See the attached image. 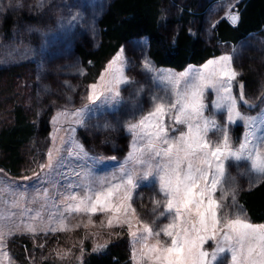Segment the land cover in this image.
Returning <instances> with one entry per match:
<instances>
[{"label":"snow or ice","instance_id":"snow-or-ice-1","mask_svg":"<svg viewBox=\"0 0 264 264\" xmlns=\"http://www.w3.org/2000/svg\"><path fill=\"white\" fill-rule=\"evenodd\" d=\"M225 19L235 25L239 15L229 9ZM232 60L225 55L209 60L200 69L189 67L172 73L157 70L145 59L142 70L160 87L151 93L147 113L141 111L139 118L133 114L125 123L131 142L124 161L110 175L100 177H93L90 170L70 169L67 177L75 176L79 182L69 180L64 185L66 191L59 193L62 199L54 201L55 210L48 212L46 223L43 212L27 207V203L43 199L41 207L46 206L49 199H54L47 188L37 190L27 201L24 192L0 185V202L20 209V222L14 228L6 229L3 221L16 213L0 212V264H14L6 251L7 241L13 236L71 231L81 227L80 223H68L74 214L87 217L84 227L95 226L92 217L98 213L105 217L100 222L103 228H127L132 264H264V224L250 222L240 210L236 177L230 172L233 166L243 168L240 175L248 176L251 186L264 182V114L251 116L241 111L242 106L251 108L252 103L244 94L243 84L239 95L233 94V82L239 73ZM126 67L121 50L99 82L89 86L87 104L73 112H58L53 123L64 118L87 127L96 109L120 104L125 85H134V95L140 96L144 86L126 74ZM209 91L215 94L211 107L206 103ZM240 123L245 131L237 145L231 128ZM71 139L68 156L89 159L83 146ZM53 140L47 164L40 165L42 172L64 166L62 159H57L62 149L55 146V137ZM141 188L152 192L148 197L151 206L144 205L150 220L134 206ZM5 193L13 197L12 201L4 200ZM162 219L168 222L159 224ZM36 222L43 227L38 228ZM109 243H94L92 251L102 252ZM209 243L210 249L205 247ZM84 254L81 246L77 258L80 264ZM69 255L70 250L63 255L57 253L61 259Z\"/></svg>","mask_w":264,"mask_h":264},{"label":"rangeland","instance_id":"rangeland-1","mask_svg":"<svg viewBox=\"0 0 264 264\" xmlns=\"http://www.w3.org/2000/svg\"><path fill=\"white\" fill-rule=\"evenodd\" d=\"M110 1L0 0V79L1 73L7 75L13 69L17 72V76L11 83L13 96L10 103L5 104V107L8 110L11 104H19L34 120L49 113L51 125L50 133L46 138L37 137L26 147V164L18 175H11L0 167V185H8L17 192H24L27 201H31L37 190L42 191L47 188L50 196L54 199H49L46 206L41 207L44 204L43 199L36 203H27V207L43 212L45 223L48 212L55 210L54 201L58 203L62 199L59 193L66 191L64 185L69 180L79 182L75 176L67 177L66 174L70 169L90 170L93 177H100L110 175L124 161L131 142L130 134L125 131V123L133 118V114L139 118L141 111L147 113L151 106L150 95L160 87L154 85L151 76L142 70L143 61L146 58L157 70L172 73L184 72L189 67L200 69L209 61L199 66L189 65L183 71L157 67L149 57L147 38L140 37L129 40L115 55L108 59L96 74L88 75L87 69L84 68L75 50L78 45L91 50L98 48L100 42L98 21L105 13ZM240 1L177 0L175 2L167 0L168 8L165 11V17L168 19L174 12L181 11L179 7L190 6L193 2H197L198 10L207 6L201 27L198 19H192L188 24V30L194 34H199L208 46L214 48L216 42L212 37L213 25L219 18L225 19L229 9L237 13L236 7ZM16 4L20 6L15 7ZM8 15L11 16L12 21L10 31L4 29V22ZM177 29V26L170 25L171 33ZM219 49L221 54L210 60L219 59L225 55L233 57V67L239 73L237 80L233 82V94L238 96L240 84H243L244 94L252 103L251 108L242 106L241 111L251 116L264 114V78L252 82L249 89L240 80L243 60L249 53L263 50L264 40L257 34L249 35L237 45L220 44ZM121 50H123L127 64L126 74L137 85H143L144 92L140 96H136L134 95V85L122 86L120 104L114 107L96 109L89 116L87 127H78L64 118H61L59 123L54 124L53 118L58 112L65 110L73 112L87 104L86 95L89 86L99 82L101 74L105 72L108 64ZM5 85L6 80H1L0 87ZM214 99L215 94L209 91L206 100L209 107H211ZM57 128L60 129L59 132L56 131ZM72 129L75 131L72 132ZM244 131L242 123L232 126V139L237 145L243 138ZM177 134L171 133V135ZM53 137H55V146L62 149L57 159H62L64 166L51 172H48L47 169L42 172L40 165L47 164L48 151L54 146ZM73 137L76 142L83 146L89 159L78 160L68 156V149L72 147L71 138ZM61 138L66 141L63 145ZM112 156H115L116 160L107 159ZM99 158L104 159L100 160ZM242 171L243 168L237 169L235 166L230 169L231 175L236 177L238 185L236 200L241 191L249 190L260 183L251 186L249 177L240 175ZM138 193L134 206L144 219L150 220L151 216L144 205L151 206L148 197L152 195V192L141 188ZM12 199L11 195L5 193L4 200L10 202ZM239 208L243 211L242 207L239 206ZM0 212L5 214L8 212L16 213L15 216L3 221L6 229L14 228L16 223L20 222L19 208H8L7 205L0 202ZM92 219L95 226L84 227L83 225L87 223V217L74 214L68 223L72 226L80 223L81 227L73 228L71 231L49 232L47 235L40 231L35 237L31 234L15 235L7 241L6 251L9 252L14 264H44L45 262L71 264L79 262L77 258L80 257L81 246H83L85 253L93 252L94 243L124 238L128 240L127 246L131 255L126 227L111 230L103 228L100 222L105 217L99 213ZM167 222V220L162 219L159 224ZM36 223L38 228L43 227L38 222ZM110 231L119 232L120 235L109 236ZM90 233L99 235L93 236L89 235ZM19 239H28L31 249H26L23 255L18 254L16 256L19 252L17 251L18 243L21 241ZM161 239L166 240L167 238L161 236ZM205 247L210 249L211 243ZM67 250H70L71 255L64 259L57 256L58 252L63 255ZM83 259L84 257H82Z\"/></svg>","mask_w":264,"mask_h":264},{"label":"trees","instance_id":"trees-1","mask_svg":"<svg viewBox=\"0 0 264 264\" xmlns=\"http://www.w3.org/2000/svg\"><path fill=\"white\" fill-rule=\"evenodd\" d=\"M167 4V0H111L98 21V48L91 50L78 45L75 50L87 74H96L109 58L134 38L146 37L149 57L154 64L175 71H183L189 65H202L219 56L220 44L237 45L249 35L256 34L264 40V0H241L236 7L239 21L235 25L219 18L212 30L216 42L214 48L208 46L199 34L188 30L192 19H198L201 27L207 6L198 10L197 2H193L190 6L179 7L181 11L166 19ZM170 25L178 29L171 33ZM11 26V16L8 15L4 29L10 31ZM1 74L0 81L6 80V85L0 87V167L16 176L26 164V147L37 137L46 138L50 133V114L34 120L21 105L15 103L7 110L5 104L10 103L13 96L11 83L17 72L13 69L7 75ZM263 78L264 49H261L249 53L243 60L240 80L249 89L252 82ZM237 202L251 222L264 224V182L241 191ZM19 240L16 256L31 249L28 239ZM127 244L128 240L116 238L110 240L108 247L100 253L87 250L83 264H132ZM71 264H80V261Z\"/></svg>","mask_w":264,"mask_h":264},{"label":"bare ground","instance_id":"bare-ground-1","mask_svg":"<svg viewBox=\"0 0 264 264\" xmlns=\"http://www.w3.org/2000/svg\"><path fill=\"white\" fill-rule=\"evenodd\" d=\"M98 16H99V15H98ZM95 18H96V16H95ZM98 18H99V17H98ZM40 53H41V52H40ZM146 56H147V55H146ZM146 56H145V57H146ZM146 59H147V58H146ZM148 59H149V58H148Z\"/></svg>","mask_w":264,"mask_h":264}]
</instances>
